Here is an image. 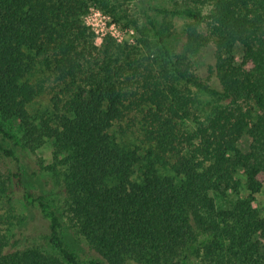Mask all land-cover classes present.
I'll return each mask as SVG.
<instances>
[{"label":"trees","instance_id":"trees-1","mask_svg":"<svg viewBox=\"0 0 264 264\" xmlns=\"http://www.w3.org/2000/svg\"><path fill=\"white\" fill-rule=\"evenodd\" d=\"M117 1L0 0V264H264V0H135L136 20ZM93 4L142 37L95 45ZM47 80L60 90L34 117ZM133 111L140 145L118 131ZM47 139L60 171L34 191L26 151Z\"/></svg>","mask_w":264,"mask_h":264},{"label":"rangeland","instance_id":"rangeland-1","mask_svg":"<svg viewBox=\"0 0 264 264\" xmlns=\"http://www.w3.org/2000/svg\"><path fill=\"white\" fill-rule=\"evenodd\" d=\"M151 4H158L162 6H173L175 0H145ZM117 5L119 6L118 9L123 14L128 15L132 20L138 19L140 17V9L138 3L135 0H118ZM211 6L206 5L205 12H210ZM95 11L102 13V16L93 15ZM106 17V18H105ZM159 21V26L163 30L165 37L168 39L170 43H176L177 39H181L184 36V30L187 26V22L184 19L178 17H157ZM85 24L91 28L94 32V44L101 46L104 39L108 36L114 37L118 43H136L138 39H140L141 33L139 29L132 25L130 28L125 29L123 27V23L121 25L114 26L113 17L111 14L106 13L103 9L96 5H90V10L87 15L84 17ZM91 23V26L90 24ZM143 22V20H142ZM142 27V23L140 25ZM145 29V28H144ZM147 34V33H146ZM150 35H148L149 37ZM148 40L150 38H147ZM152 43L155 45V39H150ZM144 44L143 51L150 53L148 47ZM141 45V44H140ZM156 47L153 48V51H156ZM44 67H42V71L37 73V76L34 80L38 81L43 78L46 73L44 72ZM60 88L56 87V84L47 80L45 83V89L43 93L34 101V103L30 106V111L34 117H39L42 115L43 117L47 118L50 114L48 111H51L53 106V102L51 101L53 96ZM1 117V116H0ZM142 116L140 112L133 111L130 115L127 116L126 120L121 124L118 131L121 137L129 143L140 145L141 141L143 140V128L141 123ZM5 127L14 134L20 143L25 141V131L22 126L14 121V120H4ZM39 122V121H38ZM28 154L26 155L24 164L27 167V175L26 179L30 187H35L36 190L34 191H41L43 187H46L47 182L55 180L56 172L60 171V161L62 159V155L57 153V150L51 140H45L44 143L39 146L36 150H28L26 151ZM55 170V171H54ZM34 171H39L38 173L41 175L40 178H36L33 176ZM57 179V178H56ZM45 189V188H44ZM18 199V207L20 208L19 212L22 215L27 217L26 222L35 223L37 229H40V222L36 220L34 214H37L33 211H28L25 209V205L21 198V195ZM256 205L262 209L264 215V191L257 195ZM32 237V238H31ZM27 239H24V244H33L41 245L44 241L41 238L39 233L36 236H31ZM134 264V263H133Z\"/></svg>","mask_w":264,"mask_h":264},{"label":"built area","instance_id":"built-area-1","mask_svg":"<svg viewBox=\"0 0 264 264\" xmlns=\"http://www.w3.org/2000/svg\"><path fill=\"white\" fill-rule=\"evenodd\" d=\"M93 15H99V16H102V13H100V12H98V11H95V12L93 13ZM105 18H106V17H105ZM88 24H90V26H91V23L88 22ZM113 24H114L115 27L117 26L116 23L113 22Z\"/></svg>","mask_w":264,"mask_h":264}]
</instances>
